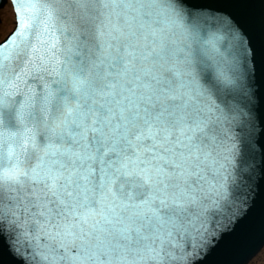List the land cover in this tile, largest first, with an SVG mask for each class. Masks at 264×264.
Masks as SVG:
<instances>
[{
	"label": "snow or ice",
	"instance_id": "1",
	"mask_svg": "<svg viewBox=\"0 0 264 264\" xmlns=\"http://www.w3.org/2000/svg\"><path fill=\"white\" fill-rule=\"evenodd\" d=\"M79 2L84 39L76 37L78 63L68 48L63 74L52 69L61 79L71 76L76 103L65 101L63 121L49 129L60 147L46 145L34 166L17 159L5 167L0 160V244L20 264H33L36 251L25 255L19 237L29 218L39 216L45 223L35 222L50 241L45 264L202 258L244 222L254 191L251 175L245 179L233 164L239 149L235 140L226 143L224 128V109L231 110L226 97L246 89L255 70L244 23L229 10L249 0H171L179 39L154 26L148 9L157 0ZM12 3L16 28L0 50L16 47L29 27L25 9L37 8ZM47 17L44 33L53 13ZM203 25L230 37L227 55L217 48L219 36L201 39ZM37 44H47V56L61 63L55 32L50 40L37 36ZM201 50L215 54V73L203 74ZM31 51L25 73L29 65L49 63L41 47L31 45ZM54 98L49 91L44 101ZM22 148L27 152L26 140Z\"/></svg>",
	"mask_w": 264,
	"mask_h": 264
},
{
	"label": "water",
	"instance_id": "2",
	"mask_svg": "<svg viewBox=\"0 0 264 264\" xmlns=\"http://www.w3.org/2000/svg\"><path fill=\"white\" fill-rule=\"evenodd\" d=\"M7 2L8 0H0V8ZM22 2L26 5H37L36 9H25V19L29 27L25 30V35L17 39L15 48L0 50V160L5 167L16 163L17 159L24 167L29 163L34 166L36 157L43 154L46 145L61 146L57 135L49 129L63 121L64 102L74 106L76 101L71 92V76L64 75L61 79L52 69L55 67L63 74L68 48H72V63H78L75 54L76 37L84 39L81 34L83 13L79 0ZM170 2L171 0H157L148 10L152 12L154 26L164 28L167 35L179 39L181 29L168 12ZM229 10L242 20L248 43L255 49V70L247 81V88L237 90L230 97H226L231 110L224 109L227 116L224 128L229 137L226 143L230 144L235 140L239 149L233 164L242 170L245 179L251 175L249 183L254 188L251 207L244 222L229 236L225 244L202 258H196L190 252L189 255L193 256V259L184 262L177 260L172 264H248L264 247V5H261L259 0H249L245 6ZM48 11L53 13V18L49 21V32L44 33V21L48 19ZM52 32L59 37L58 50H54L56 58L61 62L58 65L54 58L47 56V44H37V36L50 40ZM200 35L202 40H211L213 35L219 36L217 48L225 55L228 54L230 37L226 33L218 32L210 25H203ZM31 45L41 47L49 63L43 68L29 65L30 70L25 73L23 69L33 55ZM213 55L215 54L210 50H201L199 58L202 61L203 74L209 71L215 73ZM5 56H8V59H4ZM36 63L40 62L37 60ZM49 91L55 94V98L46 104L44 97ZM25 140L27 152L22 148ZM9 149L12 150L11 159L8 156ZM8 193L9 188L5 185L6 206ZM36 220H39L40 224L45 223L39 216L29 218L20 234L19 244L21 250H25V255L29 254V248L36 251L33 264H45L42 259L43 248L50 241L45 237L44 229L36 224ZM0 260L3 264H20V258L11 256L2 244Z\"/></svg>",
	"mask_w": 264,
	"mask_h": 264
},
{
	"label": "rangeland",
	"instance_id": "3",
	"mask_svg": "<svg viewBox=\"0 0 264 264\" xmlns=\"http://www.w3.org/2000/svg\"><path fill=\"white\" fill-rule=\"evenodd\" d=\"M0 18V20L3 21V24L0 25L1 40L12 30L15 25V15L11 4H8L4 9L0 10ZM248 264H264V247Z\"/></svg>",
	"mask_w": 264,
	"mask_h": 264
}]
</instances>
